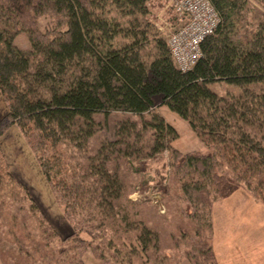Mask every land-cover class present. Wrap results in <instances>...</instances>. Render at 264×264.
I'll list each match as a JSON object with an SVG mask.
<instances>
[{"label": "trees", "instance_id": "16d2710c", "mask_svg": "<svg viewBox=\"0 0 264 264\" xmlns=\"http://www.w3.org/2000/svg\"><path fill=\"white\" fill-rule=\"evenodd\" d=\"M149 1L0 0V93L8 108L0 135L11 125L21 129L65 215L77 217L79 228L97 241L95 251L115 256L117 242L123 246L117 232L134 233L131 241L138 246L129 256L157 247V236L127 207L113 212L123 186L109 167L111 155L134 152L130 138L139 140L143 132L150 133L152 153L170 146L177 133L157 107L166 106L216 150L208 155L170 151L171 174L189 207L208 211L209 223L213 198H228L242 185L264 198L262 13L250 0H208L219 24L201 42L193 69L181 72L150 26ZM21 33L28 51L13 44ZM213 83L238 93L219 96L210 89ZM112 114L125 115L117 140L76 156L74 150L85 153ZM96 115L103 121L97 123ZM196 251L200 264H215L205 243L199 242Z\"/></svg>", "mask_w": 264, "mask_h": 264}, {"label": "rangeland", "instance_id": "374dc122", "mask_svg": "<svg viewBox=\"0 0 264 264\" xmlns=\"http://www.w3.org/2000/svg\"><path fill=\"white\" fill-rule=\"evenodd\" d=\"M250 2L264 18V0ZM170 3L171 0H150L148 3L150 26L163 42H166L170 26ZM44 24L45 20H41L40 27ZM13 44L24 51L30 49L24 33L19 34ZM210 89L219 96L238 93L236 88L224 83H213ZM155 111L177 133L170 146L152 153L149 151L150 133L143 132L139 140L130 138L134 152L111 155L109 167L123 186V197L113 212H123L127 207L141 226L157 236L156 248L129 256L132 248L138 246L136 241H131L134 233L128 236L125 232H117L121 234L123 245L117 242L118 256L105 250L95 251L93 245L97 241H92L79 228L77 217L71 219L65 215L27 138L19 127L11 125L0 135V264H200L196 251L199 242L210 248L215 264H264V198L259 199L254 190L242 185L241 191L237 190L228 198L211 199L213 207L209 210L208 223L205 218L208 211L204 214L201 213L204 210L195 211L185 201L180 184L171 174L169 154L171 149L183 155L192 152L215 154V147L207 146L166 106L157 107ZM7 112V104L0 93V121ZM124 118L122 114L106 117V125L102 124L89 140L85 153L75 149L76 156L93 154L104 142L114 143ZM95 121L103 120L96 115ZM139 147L142 149H137ZM67 154L70 155L69 151ZM222 170L231 172L226 166ZM197 216L204 220L198 223ZM117 220L115 217L112 221L119 224ZM110 236L114 235L108 233L107 238ZM78 238L87 244L79 247L75 240Z\"/></svg>", "mask_w": 264, "mask_h": 264}, {"label": "built area", "instance_id": "2783aa9c", "mask_svg": "<svg viewBox=\"0 0 264 264\" xmlns=\"http://www.w3.org/2000/svg\"><path fill=\"white\" fill-rule=\"evenodd\" d=\"M170 9L166 44L174 66L188 72L201 57L200 44L214 33L219 17L208 0H171Z\"/></svg>", "mask_w": 264, "mask_h": 264}]
</instances>
